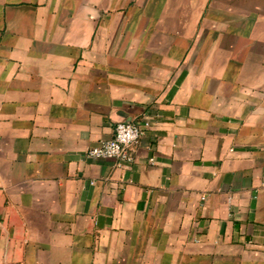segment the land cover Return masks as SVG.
Wrapping results in <instances>:
<instances>
[{
  "label": "crops",
  "instance_id": "0c3cea01",
  "mask_svg": "<svg viewBox=\"0 0 264 264\" xmlns=\"http://www.w3.org/2000/svg\"><path fill=\"white\" fill-rule=\"evenodd\" d=\"M0 264H264V0H0Z\"/></svg>",
  "mask_w": 264,
  "mask_h": 264
},
{
  "label": "built area",
  "instance_id": "2783aa9c",
  "mask_svg": "<svg viewBox=\"0 0 264 264\" xmlns=\"http://www.w3.org/2000/svg\"><path fill=\"white\" fill-rule=\"evenodd\" d=\"M151 126L149 119L131 122L122 121L116 124L112 137L87 149L86 154L92 158L112 159L117 164H131L135 161L133 146L144 134V128Z\"/></svg>",
  "mask_w": 264,
  "mask_h": 264
}]
</instances>
